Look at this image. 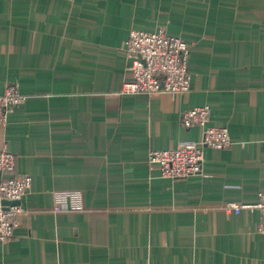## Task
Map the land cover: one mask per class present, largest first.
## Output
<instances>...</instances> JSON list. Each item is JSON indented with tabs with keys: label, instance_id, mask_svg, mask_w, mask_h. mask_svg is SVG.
Segmentation results:
<instances>
[{
	"label": "crops",
	"instance_id": "obj_1",
	"mask_svg": "<svg viewBox=\"0 0 264 264\" xmlns=\"http://www.w3.org/2000/svg\"><path fill=\"white\" fill-rule=\"evenodd\" d=\"M190 45V90L123 94L132 30ZM27 97L0 125V151L29 175L0 264H264V0H0V95ZM209 106L232 144L203 147L200 174L162 178L152 150L201 143L182 114ZM80 191L83 210L54 211Z\"/></svg>",
	"mask_w": 264,
	"mask_h": 264
},
{
	"label": "built area",
	"instance_id": "obj_2",
	"mask_svg": "<svg viewBox=\"0 0 264 264\" xmlns=\"http://www.w3.org/2000/svg\"><path fill=\"white\" fill-rule=\"evenodd\" d=\"M124 47L131 62V75L124 80L121 93L155 96L166 92L176 98L190 90V45L182 38L168 34L165 29L154 32L132 30ZM26 99L18 84H8L0 95V125H5L9 115ZM210 115L209 106L195 107L182 114L185 127H204L200 144L185 142L175 148L150 151L149 164L159 166L162 178L176 180L200 174L204 165L203 147L225 149L231 146L229 129L209 125ZM15 166L16 155L7 150L0 151V173L10 174ZM31 187L32 177L29 175L0 178V242L7 243L14 238L19 216L24 211L21 203L16 202L21 201ZM82 199L80 191H57L53 210H83ZM243 209L260 212L258 231L264 234V193L253 205L229 202L224 206L225 211L237 214Z\"/></svg>",
	"mask_w": 264,
	"mask_h": 264
},
{
	"label": "water",
	"instance_id": "obj_3",
	"mask_svg": "<svg viewBox=\"0 0 264 264\" xmlns=\"http://www.w3.org/2000/svg\"><path fill=\"white\" fill-rule=\"evenodd\" d=\"M20 203H21V201H17V202H16V204H20Z\"/></svg>",
	"mask_w": 264,
	"mask_h": 264
}]
</instances>
